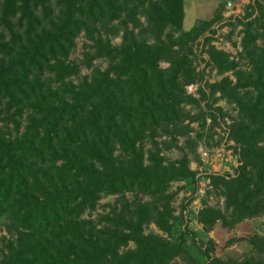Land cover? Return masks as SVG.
Here are the masks:
<instances>
[{
    "label": "trees",
    "instance_id": "1",
    "mask_svg": "<svg viewBox=\"0 0 264 264\" xmlns=\"http://www.w3.org/2000/svg\"><path fill=\"white\" fill-rule=\"evenodd\" d=\"M244 9L245 19H235L247 67L204 35L210 65L233 73L207 81L192 65L191 42L219 12L182 29V0H0V264H169L188 256L186 229L176 222L170 238L181 213H172L167 188L193 182L195 170L186 154L165 160L156 136L174 138L196 119L202 128L206 117L211 128L222 118L221 98L236 108L227 136L240 163L233 175L206 176L232 222L264 211V0ZM119 30L112 43L108 35ZM80 32V62L101 57L106 65L72 82L79 64L68 55ZM199 81L196 95L186 92ZM125 191L151 199L130 200ZM109 193L119 194L117 203L91 217ZM195 218L207 230L225 212L205 204ZM148 222L162 234L144 232ZM207 240L200 254L211 250ZM249 241L264 259V235ZM260 258L212 256L203 264Z\"/></svg>",
    "mask_w": 264,
    "mask_h": 264
},
{
    "label": "rangeland",
    "instance_id": "2",
    "mask_svg": "<svg viewBox=\"0 0 264 264\" xmlns=\"http://www.w3.org/2000/svg\"><path fill=\"white\" fill-rule=\"evenodd\" d=\"M254 0H182V29L189 28L198 19H209L219 12V18L214 20L209 28L204 30L191 42L192 65L196 71H201L203 78L207 81H213L220 78L221 75L227 74L233 79V73L229 70L224 73H217L207 60L205 45L203 44V36L209 35L211 37L210 43L218 48L225 50L229 58L238 61V67L246 68L244 56H239L238 52L241 50L240 38L243 34L242 24L235 19L244 17V6L247 3H253ZM249 9V7H247ZM255 11L252 12V15ZM139 19L144 23V17L140 13ZM115 22V20H113ZM115 27L114 25H112ZM212 29V30H211ZM119 30L115 35H108L112 43L120 41ZM83 32H80L75 37V45L71 49L68 58L76 61L79 64L77 73L69 76L72 82L79 80L83 74H89L92 66L103 68L106 65V60L101 57H96L91 60V66H86L80 62L82 58V42L84 41ZM257 41H259L257 39ZM160 65H166V62L160 61ZM199 83H189L185 85V90L188 93L196 95L195 87ZM222 108V117L217 119L216 125L208 126L209 118H205L204 127L200 128L202 119H196L189 122L188 130H183L180 134H174V138L168 134H160L156 136L161 153L165 160H172L186 154L189 158V167L195 170L194 181L187 184L184 180H173L169 183L167 190L173 191L170 199V205L173 207V214L181 213L174 221L172 235L170 238H175L178 234L175 223L178 228L186 229V246L189 250L188 256H175L173 261L178 264H203L210 257H219L225 259L226 257L241 260L247 256L264 259L262 254L254 248V245L249 241L250 235H264V211L248 217H241L232 222L228 215V210L223 206V195L217 187H214L209 179L207 180V173H218L226 176L231 173L234 174L235 168L240 163L237 157L236 147L229 145L228 141L223 138L222 127H227V123L232 118L236 117V108L233 103L227 102L224 98L218 99L216 102ZM189 107L188 104L185 105ZM196 107H191L190 112L195 113ZM186 121V120H185ZM197 121H200L199 123ZM181 129V128H179ZM204 129L208 131L202 136H197L195 133ZM186 131V132H184ZM214 136L215 140H212ZM214 141V142H213ZM144 148L149 147V142L145 141ZM117 150H115L116 152ZM202 152H205L203 154ZM203 154V155H202ZM124 195L128 199L133 200H150L151 196L148 194L125 191ZM118 193L102 194L91 211V217H97L100 213L108 210V208L117 203ZM119 202V201H118ZM211 205L217 207L225 212V220L218 219L215 221L210 229H203L201 224L196 220L195 213L202 205ZM82 216H86L85 211ZM188 230V231H187ZM144 232L152 231L161 233L153 222H148L144 228ZM0 229V233H4ZM243 236V238H238ZM248 238V240L246 239ZM211 239L212 248L208 250L206 255L200 254L201 249ZM202 241V243H201ZM132 241L128 242V246L132 247ZM211 246V245H210ZM169 263V264H170Z\"/></svg>",
    "mask_w": 264,
    "mask_h": 264
},
{
    "label": "built area",
    "instance_id": "3",
    "mask_svg": "<svg viewBox=\"0 0 264 264\" xmlns=\"http://www.w3.org/2000/svg\"><path fill=\"white\" fill-rule=\"evenodd\" d=\"M222 130H223V138L226 139L228 141V143H230L229 145H234L233 141L230 138H228V136H227L228 128L222 127ZM235 152H237V150ZM202 153L205 154V152H202ZM237 157H238V153H237ZM230 175H233V173H231ZM207 180H208V178H207Z\"/></svg>",
    "mask_w": 264,
    "mask_h": 264
}]
</instances>
